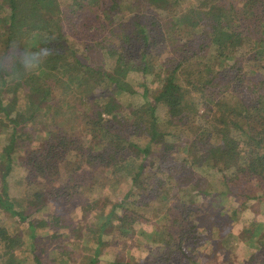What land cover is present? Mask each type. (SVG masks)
Returning a JSON list of instances; mask_svg holds the SVG:
<instances>
[{
	"label": "trees",
	"instance_id": "trees-1",
	"mask_svg": "<svg viewBox=\"0 0 264 264\" xmlns=\"http://www.w3.org/2000/svg\"><path fill=\"white\" fill-rule=\"evenodd\" d=\"M57 1L0 0V33L6 34L0 37L3 38L0 40V138L3 137L0 140V210L5 212L3 216L6 218L15 219L10 225L22 224L29 229L49 225L33 216V211H41L42 192L25 190V194H21V205L8 196L6 184H10L15 177L22 185L32 186L37 184L38 179L54 182L61 174L66 175L67 180L50 189L54 196L49 191L46 194L70 202L71 199H77L78 193L69 187L71 181L68 180L73 174L67 173L66 167L75 165L82 168L84 163L98 164L112 172H124L131 185H137L138 189L141 187L142 192L133 193L129 190L122 194V198L108 212L98 209L95 214L98 220L87 226V235L96 239L97 244L93 254L85 256V259L89 260L88 264H99L103 261L99 256L110 247L107 241H102L105 233L113 232L115 228L116 233H113L117 237L126 238L135 230L132 227L139 214L128 208L118 211L123 205L122 200L131 195L136 196L128 200V204L134 207L143 205L146 195L169 199L167 191L163 192V184L172 178V168L176 166L170 162V153L178 149L175 142L166 140L168 133L161 130V122H173L180 128L189 127L190 123L195 122L198 104L205 105L214 99V105L220 108L212 110L214 107L211 106L204 108V111H210V119L217 126L211 125L206 119L204 130L199 128L201 126L191 130L192 144L203 142L208 147V154L192 162L195 164V161L203 160L209 167L227 171L225 179H222L227 188H231L234 183L230 179L232 176L235 181L242 177L264 181V64L254 72L259 80L251 81L254 88L250 90L243 84L245 73L239 74V62H227L243 44V38L248 33L253 34L248 30L251 18L263 21L255 26L263 30L257 37L259 50L262 49L264 55L263 0H239L238 4L228 0H192L188 7L182 6L183 9L177 13L168 15L165 11L170 10L163 9L167 0H136L138 7L149 6L156 12L157 18L155 15L147 17V22L145 17L133 13V10L128 11V14L124 12L135 0H69L66 4L70 7L68 11ZM90 2V7L99 11L94 13L99 36L96 40L92 37L89 44L82 43L79 47L78 43L67 38L62 19L66 18L67 13L74 17L79 13L78 9L85 10ZM157 13H165L162 14L164 18L160 19ZM253 20L251 24L255 23ZM160 21L165 23V28L161 26L162 32L171 35V39L166 38L171 55L156 61L150 51L159 39H164L161 34H157ZM41 30L48 37L41 34ZM182 39L184 41L180 43ZM17 42L22 52H13L14 48L7 52ZM37 42H41V46L37 47ZM194 45L197 48H192ZM96 49L100 52L104 49L108 61L99 52L96 57L91 55ZM29 64L34 68L30 69L27 66ZM247 73H251L250 70ZM221 78L230 85L229 88L225 86V89L229 93L232 90L234 98L237 94L241 97L236 99V104L227 102L230 94L224 88L216 87ZM154 84H159V87L148 98L149 89ZM59 88L62 95L56 100L55 93ZM215 89L220 91L221 96L214 98ZM68 92L77 97L75 105H69L62 99ZM77 105L80 107L76 108ZM161 108L164 109V115ZM159 113L164 116L163 120L159 118ZM38 123L43 124L36 127L34 124ZM68 123L74 125L64 130L62 124ZM209 126L215 128L218 134L212 142L209 138L212 133L207 130ZM38 129L42 131L40 140L35 139ZM143 136L148 140L140 145L138 141L143 140ZM83 139L88 140V143ZM153 153L156 155L152 158ZM136 159L142 161L132 167ZM145 159L149 162L147 166L143 163ZM148 166L153 170L150 171ZM16 169L19 174L12 179ZM161 172H165V179H160L161 176L157 178L156 174ZM180 176L185 174L180 173ZM185 179L191 181L188 176ZM151 181L155 183L151 184ZM203 181L206 183L204 178L192 183L198 188ZM62 190L67 191L62 194ZM32 199L39 200L34 210L26 206ZM179 200V197L175 198L173 204H178ZM86 201L88 209L93 210L92 204L99 206L101 202L98 197ZM180 203L185 208L189 206L187 202L180 200ZM45 213L53 224L60 223L58 215L47 210ZM181 223L178 222L180 228L175 234L168 232L177 247L185 245V241L190 238L195 239L192 236L194 233L190 232L194 225L185 229ZM263 226L260 224L261 228ZM32 231L29 238L33 241L29 249L19 230L9 231L4 224L0 225V260L4 264L19 263L16 259L22 252L32 253L34 261L42 264L40 252L49 247L53 253L55 249H60L59 262H66L68 252L63 249L66 247L53 242L55 235L48 236L47 240H52L46 242L40 239L41 234ZM156 236L158 238L159 234L153 238ZM257 242L261 245L257 244L253 255L246 259L249 264L253 260L255 264H264V233ZM147 252L143 254L148 256ZM120 256L123 253L114 256L115 260L109 264H141L139 260L132 262L133 253L127 261H123ZM227 257L246 262L232 254ZM149 259H153L152 264H158L161 260L158 256L147 257ZM141 261L146 262L144 258ZM220 264H224L223 260Z\"/></svg>",
	"mask_w": 264,
	"mask_h": 264
},
{
	"label": "rangeland",
	"instance_id": "rangeland-1",
	"mask_svg": "<svg viewBox=\"0 0 264 264\" xmlns=\"http://www.w3.org/2000/svg\"><path fill=\"white\" fill-rule=\"evenodd\" d=\"M98 1L103 2V0ZM190 1L192 0H167L163 9L164 11L167 9L170 10V12L165 11L167 15L171 12L177 13V11L183 9L182 6L188 7ZM230 1H234L238 4L239 0H228V2ZM57 2L67 9L66 11L69 10L68 8L70 7L66 5L69 3V0H58ZM135 3L136 0L134 1V4H130L131 7H127V10L124 12L128 14V11L133 10V13L137 12V14L145 17L144 19L146 22V19H148L147 17L152 18L156 14L152 7H138ZM90 5L91 2L87 6L88 8L84 7L85 10L78 9L77 11L79 13L77 12L78 14L74 17H72V15L68 16L67 13L66 18L63 17L62 19V28L64 32L68 34L67 38L72 42L78 43L79 47L82 43L89 44L92 37L96 40L99 36L98 22L94 18V13L96 14V12L99 11H97V8L94 9L93 6L90 7ZM72 7L73 9L75 8L74 6ZM165 13L157 14L161 19L162 14L165 15ZM68 17H70L71 20L68 19ZM154 17L157 18V15ZM252 20L253 19L251 18L250 22H248V30L252 31L253 34L248 33L243 38V44L236 49V52H233L232 57L227 61L229 64H233L235 61H238L239 64H241L239 65L236 63V65L238 64L237 66L241 68L239 74L245 73L243 84L245 87H249L250 90L254 88L251 81L254 79L259 80V76L254 72L259 66L264 64V59L262 57L264 56L263 50H259L258 45L260 43H258L257 37V35L260 36L263 31L259 30L257 26L259 23H263V21L261 19L258 21L253 20L255 23L251 24ZM158 23V30H160L157 34H161L164 39H159V42L153 46L150 51L153 53L152 56L156 61H159L161 57L166 55H169L168 57H170L171 55L169 43L166 41V38L171 39V35H166L165 32H162L163 28H161V26L164 27L165 24L163 21ZM255 24H257V26H255ZM39 32L45 35L43 30ZM5 35L0 33V37ZM174 37L176 38L177 36L175 35ZM1 39L3 38H0V40ZM183 41V39L180 40V43ZM253 44H256L257 46H253ZM36 46H41V42H37ZM194 47L197 48V45H194L192 48ZM1 48L2 43L0 41V49ZM12 48H14L13 52H22L19 42L13 43L12 46L7 49V52H11ZM190 51H192V49ZM98 52L105 61H108V55L105 54L106 52L104 49H102L101 52L99 49H96V51L91 52V55L96 57L98 56ZM211 61H213L212 58ZM191 65L194 66V64ZM27 66H29L30 69L34 68L32 64ZM237 66H235V68ZM247 70H250L251 73H247ZM261 71L262 70L260 69V72ZM148 82H150V77ZM225 86L227 88L230 87L224 78H221L216 83L217 88H224V90L230 94V96H227V102L234 104L241 97L236 93V98H234V94H232L233 91L230 90L232 93H229V91L225 89ZM158 87L159 84H154L153 87L149 89L150 96L148 95V98H151L152 92ZM61 91L60 88L56 91V100L62 95L60 94ZM215 93L216 96L214 98L221 96L218 89H215ZM62 99H65L69 105H75L78 102L77 97L69 92ZM208 101L209 100H207V102ZM214 103L215 99L213 101L211 100L210 103H205V105H203V103L198 104L195 122L190 123L188 125L189 127L184 126L183 128H180L179 125H174L173 122H161V130L168 133L166 140L171 143L172 141L175 142L178 149L177 151L170 153V157L172 158V161L170 162L173 163V166H176L172 168V178L167 180V183L163 184V192L167 191L166 194L170 195L169 199H157V197L155 198L151 195H146L144 196L145 199H143L145 203L134 207H131L128 203L136 196L131 195L130 198H127L126 200L124 199V201L122 200L121 203L123 202V205H121V208H118V211L128 208L139 214V217H136V221L133 223L132 228H135V230L133 233H129L126 238L121 236L117 237L115 234V228L112 230L115 233L111 231L105 233L102 241H107L110 244V247L107 251H104L105 253L102 252L99 256L100 260H103L99 264L112 263L115 260L114 256L120 253H123V256H120L123 261H127L133 253L134 258L132 262L139 260V263L141 264H152L153 259L147 260V257L152 258L154 256H158L159 260L161 258L158 264H220L222 260L224 264H249L246 259H249L250 256L253 255L255 248H257L256 246H258L257 244L261 245L257 240H259L262 233H264V226L263 228L260 227V224L264 225V181L259 182L253 177H242L235 181V178L232 176L230 179L232 182L234 181V183H232L231 188H227L222 180L225 179V173L227 171H218L215 167H209L203 162V160L195 161V164L192 162L194 159L208 154V147L204 145L203 142L198 141L196 144H192L193 135L191 130L198 126H201L199 128L204 130L206 119L211 125H215L212 123V119H210V116H212L210 111H204V108L206 109V107L209 108L211 106L214 107L212 110H216L219 106L214 105ZM54 107L56 108L57 105L55 104ZM75 107L79 108L80 105ZM161 109L162 114L164 115V109ZM49 114L52 115V113ZM163 115L159 113V118L161 117L160 119H162L164 117ZM42 124L43 123H38L34 125L38 127ZM70 125L73 126L74 123H68V125L62 124V127L64 130H68ZM216 126L217 125H215V127ZM29 128H31V126ZM207 130L212 133L209 137L211 142L216 140L218 134L216 133L217 131L215 128L213 129L212 126H209ZM36 132L35 139L40 140V134L42 131L38 129L35 133ZM178 136L181 137L178 138ZM143 137V140L139 139L138 141L140 145H143V143L148 140L146 136ZM2 138L3 137H1L0 140ZM83 140H85L86 144L88 143V140ZM155 155L156 154L153 153L152 158ZM141 161L142 159H136L132 164V167H136ZM143 163H146V166L147 163L149 164L147 160L143 161ZM66 166L67 164L64 165V167ZM81 166L83 169L81 167L77 168L75 165H70L65 168L67 173L73 174V177L68 180L69 182L71 181L69 187H72V190L74 189L76 193H78L77 199H71L70 202H66L65 198L62 197L53 198L54 195L50 192L51 188L57 187L62 181L65 179L67 180L66 175L61 174L57 180L54 179V182L38 179L36 181L37 184L27 186L17 182L19 179L15 180L17 178L15 176L19 174L16 169L12 176V179L14 177L15 179L11 181L10 184H6L7 194H9L8 196L11 199H14L18 205H21V194H25V190L29 189L31 193H34V191L42 192L43 197L41 200H43V205L41 211H33V216L43 219L48 222L49 225L34 229H29L22 224L10 225L15 219L12 220V218H6L3 216L5 212L2 210H0V225L4 224L9 231L12 229L19 230L23 236V241H25L26 247L29 249H31L29 246L33 241L29 238V234L33 232L32 230H34V233L37 235L41 234L40 239H44L43 241H46L48 236L55 235L53 242L56 241L62 247H66L63 249L68 252V258L66 259V262L62 264H85L86 262L88 264L89 260L86 261L85 256L93 254L96 250L95 245L97 244V241L96 239L91 238L90 235H87L88 229L86 228L98 220V217H95L96 212L98 213V209L108 212L109 208L122 198V194H125L129 190L133 193L142 192V190H140L141 187L138 189L137 185L132 186L128 175L124 172H112L111 169L102 167L98 164L87 165L84 163ZM180 168L182 169L180 170ZM148 169L150 171L153 170L149 166ZM180 173L185 174V176H180ZM156 176L157 178L161 176L160 179H165V172L156 174ZM187 176L191 181H186L185 178ZM200 178H204L206 183L203 181L197 188L193 185L192 181ZM143 180L144 179H141L140 181ZM152 182L153 184L155 183L154 181H151V184ZM138 184L140 185V183ZM142 187H145V185ZM204 190L207 192H205L206 194L201 193ZM46 191H49L53 196L49 194L47 196ZM65 191L67 190H62V194ZM173 192L175 195H173ZM172 196L174 197L172 198ZM97 197L101 200V202L98 203L99 206H95L94 203L92 204L94 210L88 209L86 206V200L91 201ZM178 197L181 201L187 202L189 206L185 208V206L180 203V200L178 204H173L175 198ZM33 199H35V197ZM33 199L26 203V206L29 209H33L39 205V200ZM59 199H61V202H58ZM45 210L49 213L58 215L60 223L53 224L51 221L52 219L45 215L47 214L45 213ZM90 210L93 211L89 214ZM87 220H90V223L87 222ZM262 221L263 223H261ZM178 222H182L181 224L185 229L194 225L190 232L194 233L192 236H195V239L190 238L186 240L185 242L187 243L180 247H177V244L169 237V234H175L179 230L180 227L178 226ZM158 234V238L157 236L153 238L154 235ZM155 238H157L156 241ZM50 240H47L46 242H50ZM168 241L169 244H167ZM87 247H91L90 250ZM174 248H176V250H174ZM60 251L61 250L57 248L53 253L52 249L49 247L46 251L40 252V255L42 254L43 256L42 264H61V262H59L61 260L59 254ZM145 251H148V256L143 254ZM228 252L229 254H235L237 259L242 260L244 258L246 262L230 260V258L226 256V253ZM142 258L146 260L145 263L141 261ZM16 260H19L22 264H37L34 261L33 254L28 252L20 253ZM20 262L17 264H20ZM251 263L255 264V261L253 260ZM0 264H4L3 261L0 260Z\"/></svg>",
	"mask_w": 264,
	"mask_h": 264
},
{
	"label": "crops",
	"instance_id": "crops-1",
	"mask_svg": "<svg viewBox=\"0 0 264 264\" xmlns=\"http://www.w3.org/2000/svg\"><path fill=\"white\" fill-rule=\"evenodd\" d=\"M234 253H235V252H234ZM232 255L236 256L235 254H232ZM226 256H230L229 252L226 253ZM228 258H229V257H228ZM243 259H244V258H243Z\"/></svg>",
	"mask_w": 264,
	"mask_h": 264
}]
</instances>
